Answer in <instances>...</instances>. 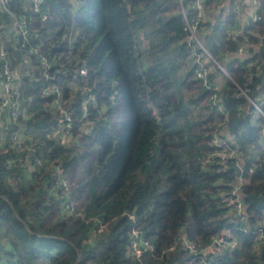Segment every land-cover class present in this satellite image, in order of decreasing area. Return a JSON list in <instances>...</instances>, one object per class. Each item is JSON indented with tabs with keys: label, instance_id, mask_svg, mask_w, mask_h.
I'll use <instances>...</instances> for the list:
<instances>
[{
	"label": "trees",
	"instance_id": "obj_1",
	"mask_svg": "<svg viewBox=\"0 0 264 264\" xmlns=\"http://www.w3.org/2000/svg\"><path fill=\"white\" fill-rule=\"evenodd\" d=\"M254 4L260 20L237 19L234 6L248 12ZM204 5L197 37L213 60L188 40L178 0H45L38 12L31 0H9L14 18L28 22L25 46L0 9L9 58L22 61L36 49L28 64L34 69L21 76L19 118L0 114V264H200L199 255L210 264H264V242L254 240L264 227V135L241 92L264 97V0ZM202 67L220 86L222 111L195 77ZM47 85L61 89L70 111V143L50 135L63 114L57 95L43 93ZM19 128L27 138L44 136L27 141L34 152L14 146ZM214 133L231 137L241 152L243 224L221 201L238 178L209 158ZM53 165L78 179L68 197L50 175ZM70 200L74 210L65 212ZM132 231L151 247L139 258L130 253ZM219 236L231 246L203 251Z\"/></svg>",
	"mask_w": 264,
	"mask_h": 264
},
{
	"label": "built area",
	"instance_id": "obj_2",
	"mask_svg": "<svg viewBox=\"0 0 264 264\" xmlns=\"http://www.w3.org/2000/svg\"><path fill=\"white\" fill-rule=\"evenodd\" d=\"M45 0H31L32 8L35 12H38L40 9V6L43 4ZM8 2L9 0H0V9L7 12V14L13 18V38L17 45L25 46L29 43V25L28 22L23 16L19 20H16L11 13V11L8 9ZM179 5L181 7V13L183 15V19L185 22L184 30L188 33V40L190 42H193L201 48V50L211 59L212 57L209 55L207 50L204 48V46L201 44V42L198 40L196 36V31L198 29V25L205 21L207 18L206 12H205V5L204 0H178ZM190 9L192 12L191 16L187 15V10ZM233 10L237 16V19H240L242 17V20L245 21L247 17H250L252 21H258L260 20V15L256 12V6L255 4L252 6L250 11H243L237 8L236 6L233 7ZM247 14V15H246ZM46 19V15H42V20ZM1 31V29H0ZM36 52V49L28 48L25 50V55L27 60L23 58L22 61H20V67L22 65H28L30 61V56ZM243 53V47L239 46L235 54L237 56H240ZM17 59L15 57L9 58L7 55V52L3 50V45L1 41V32H0V113L2 110L7 109L10 112L11 117L16 120L20 116V112L18 110L19 104H20V98H21V76H28L30 75V70L26 67L21 73L20 78L18 77L19 71H16L13 63L16 62ZM30 66V65H29ZM49 68V63L45 58L40 59V65L39 69L46 75V70ZM220 69L225 73V75L228 76L227 72L220 67ZM81 73H85L84 70H81ZM210 73V71L207 68H199L195 70V77L203 82L206 88H208L211 91V97H210V104L213 107L218 108L220 111H222V107L220 105V97H219V89L220 86L218 84H210L207 78V75ZM239 90H241L239 88ZM61 89L56 85H47L43 89V93L45 95L48 94H56L59 98ZM241 92L245 95V97L248 99L250 104L254 107L255 113L258 117H260V131L261 134L264 135V97L258 98V100L254 101L251 100L248 95V89L241 90ZM58 102V99L55 103ZM62 125H59L57 128L53 130V133L50 134L52 137H54L55 132L62 131L63 135H69V131L71 129V122H70V114L63 113V121L61 123ZM24 130L22 128H19L18 130L14 131L11 134V140L19 151H26L30 153V151L34 152V150L31 148L27 142H21V138L23 135ZM210 145L213 146V150L209 156L214 157L216 156L218 162H220L224 166H230V165H237L240 168V173L237 179V183L233 185L230 188V191L224 196H222L221 201L226 205L229 206L232 214L236 213V220H238L241 224H243L246 220V214H245V207L244 203L240 194V186L243 183L242 180V156L241 152L238 150V146L235 144V140H233L231 137H228L227 135H220L218 133H214L210 138ZM207 161V160H206ZM36 164L40 166V161L35 160ZM19 164L23 167L27 164L26 161L23 159H19ZM50 175L52 177H56L58 179V188L61 190V193L64 196H67L70 194V191L72 190V186H70V182L68 181V176L64 172L63 168L60 165H53L50 170ZM74 203L70 200L65 205V212H72L74 210ZM104 225H100L98 228V232H100L103 229ZM245 229L248 228V226L244 227ZM133 233V240L131 243L130 253L134 258H139L142 255V251L144 248H151L149 244L144 241L142 238H140L139 234L136 231H132ZM228 238H225L224 236L214 237L211 241V243L205 248L203 251H208V249L211 251L213 249H219V248H228L231 246L232 242L229 241ZM255 244L259 245L264 242V227L262 225H259L257 227V234L254 238ZM183 244L185 247L193 253H196L195 245L191 242H189L187 239H182ZM200 258V264H210V260L202 257L199 255ZM190 264H196L194 262H190Z\"/></svg>",
	"mask_w": 264,
	"mask_h": 264
},
{
	"label": "rangeland",
	"instance_id": "obj_3",
	"mask_svg": "<svg viewBox=\"0 0 264 264\" xmlns=\"http://www.w3.org/2000/svg\"><path fill=\"white\" fill-rule=\"evenodd\" d=\"M246 10V9H245ZM196 36H197V31H196ZM198 38V37H197ZM199 40V39H198ZM200 41V40H199ZM194 42V41H193ZM137 49H138V52H139V54H140V56H141V59H142V63L144 64V61H145V56H146V51H147V47L145 46V45H143V44H141V45H139L138 47H137ZM27 58L28 57H26V55H24V59L25 60H27ZM17 59V61H16V64L15 65H13L14 66V68H15V70L16 71H19V75H18V77L20 78V73L27 67L30 71H32L33 69H34V67H32V66H29V65H22L21 66V68L19 69V67H20V61H18L19 60V58H16ZM15 63V62H14ZM60 97L61 96H59V99H58V102L57 103H55V107H56V109L57 110H59L62 114L63 113H66L67 112V114H70V111L68 112L65 108H64V104H65V101H63V100H61L60 99ZM7 109H5V110H2V112L0 113L1 114V116L3 117V116H6V118L8 117V115H7ZM258 118V116H257V114H255V113H253L252 114V116H251V120H252V122L253 123H256V119ZM1 117H0V124L2 125V123H1ZM7 121V120H6ZM8 122V121H7ZM60 123H62V119H60ZM62 125V124H61ZM52 133H53V131H52ZM63 132L62 131H57V132H55V136H54V138H56L57 140H59L60 141V143H62V144H64V143H70V142H72L70 139H71V137L69 136V135H63L62 134ZM31 134V138H27V136H28V134H25V132H23V135H22V138H21V142H27L28 141V143L29 142H32V141H36V140H40L41 138H43L44 136L43 135H41V136H39V135H36L35 134V132H32V133H30ZM70 140V141H69ZM253 157H255V154L253 153ZM78 180V179H77ZM77 180H73V179H71V178H69L68 179V181L70 182V186H72V187H74L75 185H76V182H77ZM57 188H58V186H57ZM59 189V188H58Z\"/></svg>",
	"mask_w": 264,
	"mask_h": 264
},
{
	"label": "water",
	"instance_id": "obj_4",
	"mask_svg": "<svg viewBox=\"0 0 264 264\" xmlns=\"http://www.w3.org/2000/svg\"><path fill=\"white\" fill-rule=\"evenodd\" d=\"M228 168L235 172V177L237 179L238 176H239V173H240V168L237 165H230ZM232 217L235 218L236 217V213H233Z\"/></svg>",
	"mask_w": 264,
	"mask_h": 264
},
{
	"label": "crops",
	"instance_id": "obj_5",
	"mask_svg": "<svg viewBox=\"0 0 264 264\" xmlns=\"http://www.w3.org/2000/svg\"><path fill=\"white\" fill-rule=\"evenodd\" d=\"M3 118L5 119V118H6V116H3ZM3 124H4V122H3ZM38 135H40V134H38Z\"/></svg>",
	"mask_w": 264,
	"mask_h": 264
}]
</instances>
